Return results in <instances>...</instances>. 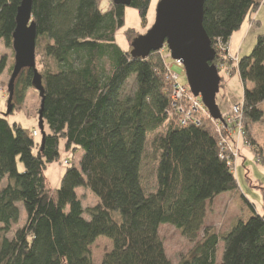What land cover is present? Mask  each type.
Segmentation results:
<instances>
[{
	"label": "trees",
	"instance_id": "trees-1",
	"mask_svg": "<svg viewBox=\"0 0 264 264\" xmlns=\"http://www.w3.org/2000/svg\"><path fill=\"white\" fill-rule=\"evenodd\" d=\"M21 1L0 0V45L13 53L12 62L0 60V75L8 70L11 76L14 67ZM151 2L132 0L129 6L143 27ZM263 4L205 0L203 25L213 47L228 46ZM32 20L47 130L38 144L35 131L11 125L0 114V264H94L90 248L102 236L113 244L102 264H172L159 233L163 225L194 244L179 264H219L220 243V264H264V213H257L233 167L221 159L214 122L204 118L200 127H183L178 113L169 116L172 86L160 51L133 57L132 48L118 44L125 7L110 2L103 11L100 0H33ZM127 37L131 47V30ZM235 71L244 87L246 134L264 163V145L254 130L264 121V35L239 58ZM32 78V70L21 72L14 100L23 99ZM62 141L67 151L82 156L78 166L69 162L52 190L45 173L60 160ZM146 161L154 166L153 183L144 173ZM81 187L91 190L98 204L85 208L77 194ZM225 193L243 209L221 234L205 222L208 204ZM20 204L27 219L16 229Z\"/></svg>",
	"mask_w": 264,
	"mask_h": 264
},
{
	"label": "rangeland",
	"instance_id": "rangeland-1",
	"mask_svg": "<svg viewBox=\"0 0 264 264\" xmlns=\"http://www.w3.org/2000/svg\"><path fill=\"white\" fill-rule=\"evenodd\" d=\"M159 1L160 0H152L151 2L147 15V27L142 26L141 18L136 9L129 6L125 7V26L121 28L116 35L118 44L124 50H129V48H131L127 37L128 30L133 32L134 40L137 35L146 34V32L154 24ZM109 4V0H100V6L103 11H108ZM262 30V32H264V26ZM255 44L256 43L252 42L250 45L248 42V49H245L248 50L246 55H249L252 52ZM230 52L233 53L232 48H230ZM3 57H7V61L12 62L11 60L13 58V53L10 48L4 44H1L0 60ZM234 59L237 60V56H228L227 60H224V62L221 64L217 55L214 60L215 65L219 69V75L221 76V86L220 91L217 94L216 101L222 114L227 113L235 104L243 100L244 87L243 83L238 77L239 75L235 71V68L232 72L228 73L225 67H222V65H226L227 68L231 67V65L235 63ZM168 62L172 63L173 61L169 60ZM222 69H225L226 73L223 72ZM173 71L179 74L180 84L189 87L185 69L174 66ZM10 77L11 76L8 70L0 75V114L5 116L11 125L17 124L30 134L36 131L38 136L34 137V140L36 143L40 144L43 139V133L39 124V111L41 106L39 92L32 86L23 89V99L19 101L17 98H15L14 109L10 114H8V83ZM129 85L132 86V80L130 81ZM254 127L253 128L256 133L260 135V143L264 145V121L259 122ZM46 130L47 128L45 127L44 132H46ZM236 137L237 141L234 140V143L237 145L236 147H238V157L235 159L234 168H236V177L238 180L239 189L245 195L246 199L255 207L256 211L263 215L264 163L258 161L259 157H257L254 153V149L256 147L252 144L248 135L246 139H242L239 135ZM60 153V160L49 165L45 173L49 187L52 190L57 188L62 175L66 171L67 165L64 162L69 160L70 165L75 164L78 166L80 157L82 156V151H67L65 148V142L63 141L61 142ZM147 162L149 161H146V163ZM19 170L21 172L24 171V166L20 162ZM144 173L146 176L151 177L150 180L151 183H153L155 172L152 163H147L144 166ZM5 185L6 181H3L1 186L4 187ZM77 194L79 195V198L81 199L85 208L98 204L97 197L88 188L81 187L77 189ZM19 206L21 209V216L17 227H15L16 229L23 227L27 219L24 206L22 204ZM241 207V203H238L236 199L230 194H225L218 199L216 198L212 203L208 204L205 225L214 226L216 231L221 234L226 233L230 229L233 221L242 215L243 208ZM248 211L249 210L246 207L245 215L249 213ZM159 233L161 239L164 242L166 254L171 260L172 264H179L181 259L187 256L194 246L192 242L186 239L175 227L171 225L161 226ZM202 236L203 233L200 232L199 239H201ZM90 249L93 263L102 264L105 255L113 249V244L109 238L102 236L95 241ZM223 251L224 245L223 243H220L217 252V262L219 264L222 260Z\"/></svg>",
	"mask_w": 264,
	"mask_h": 264
},
{
	"label": "water",
	"instance_id": "water-1",
	"mask_svg": "<svg viewBox=\"0 0 264 264\" xmlns=\"http://www.w3.org/2000/svg\"><path fill=\"white\" fill-rule=\"evenodd\" d=\"M115 5L130 6L132 0H109ZM205 0H160L154 24L131 43L133 57L146 58L152 52L168 47L173 60H181L192 94L201 98L210 116L222 120L217 105L221 77L214 64L216 51L213 48L204 21ZM33 0H22L17 11L16 28L13 33L14 67L8 83V114L14 109L16 81L23 70H32V86L39 92L41 107L39 124L44 132L45 88L42 76L36 69V24L32 20Z\"/></svg>",
	"mask_w": 264,
	"mask_h": 264
},
{
	"label": "built area",
	"instance_id": "built-area-1",
	"mask_svg": "<svg viewBox=\"0 0 264 264\" xmlns=\"http://www.w3.org/2000/svg\"><path fill=\"white\" fill-rule=\"evenodd\" d=\"M214 49L221 64L224 62V60H227L228 56H231L229 45L225 47L221 45V43H218ZM160 53L163 59L167 61V79L172 86V108L168 112L169 116H173L174 114L178 113V122L183 127L189 125L200 127L204 118H210L215 124L216 133L219 135L220 157L222 160L228 161L229 165L233 167V170L236 174L234 162L238 157V147H236L237 145L234 143V140L237 141V135H239L242 139L247 138L244 125L243 100L235 104L227 113L222 114V120L213 119L210 116L208 109L203 104L201 98L195 97L189 87L181 85L179 82V74L173 71L174 66L184 68L182 61L173 60L171 58L170 50L166 45L160 50ZM169 60H172L173 62L169 63ZM238 60L239 58L237 57V60H235V63H233L231 67L227 68L226 65H222V67H225L227 72L230 73L237 66ZM225 69H222V71L226 73ZM33 135L36 137L38 136V133L35 131ZM64 163L68 165L69 161L66 160Z\"/></svg>",
	"mask_w": 264,
	"mask_h": 264
},
{
	"label": "crops",
	"instance_id": "crops-1",
	"mask_svg": "<svg viewBox=\"0 0 264 264\" xmlns=\"http://www.w3.org/2000/svg\"><path fill=\"white\" fill-rule=\"evenodd\" d=\"M263 26L264 4L258 10L252 13L250 18L246 20L239 31L233 34L229 43V49L232 48L233 53L230 52V54L233 56H237L238 58L245 56L246 52H248V50H245L248 49V42L250 45L252 44V42L256 43L258 37L260 35H264V32H262ZM225 194L221 196H224ZM221 196L217 197V199ZM257 213L261 214L259 212Z\"/></svg>",
	"mask_w": 264,
	"mask_h": 264
}]
</instances>
